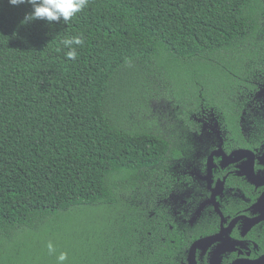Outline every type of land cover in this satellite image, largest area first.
<instances>
[{
	"label": "trees",
	"instance_id": "16d2710c",
	"mask_svg": "<svg viewBox=\"0 0 264 264\" xmlns=\"http://www.w3.org/2000/svg\"><path fill=\"white\" fill-rule=\"evenodd\" d=\"M30 11L0 0V264H56L32 233L70 212L127 213L179 158L192 112L213 109L239 142L264 123V0H89L68 22L24 23ZM116 219L121 234L97 227L64 264H164L124 261L136 244Z\"/></svg>",
	"mask_w": 264,
	"mask_h": 264
},
{
	"label": "flooded vegetation",
	"instance_id": "af4514ba",
	"mask_svg": "<svg viewBox=\"0 0 264 264\" xmlns=\"http://www.w3.org/2000/svg\"><path fill=\"white\" fill-rule=\"evenodd\" d=\"M189 119L193 124L182 126L188 140L164 167L163 179L152 175L147 189L136 191V204L127 213L119 208L120 221L132 224L128 241L136 244L119 248V256L164 264H264V123L242 126L239 142L213 109Z\"/></svg>",
	"mask_w": 264,
	"mask_h": 264
},
{
	"label": "rangeland",
	"instance_id": "374dc122",
	"mask_svg": "<svg viewBox=\"0 0 264 264\" xmlns=\"http://www.w3.org/2000/svg\"><path fill=\"white\" fill-rule=\"evenodd\" d=\"M124 103L129 108L132 107V98L128 97ZM117 215V213H104L102 211L86 214L70 212L61 219H55L37 232L32 233V239L33 241L43 239L42 242H51L56 249L54 256H57L60 252H65L67 253V259L72 258L74 254L77 256L81 253L79 244L81 243L80 241L86 239V236L89 238L94 237L99 235L101 231V237H104V240H113V238L117 237L119 231L121 234L125 225L117 219L115 221ZM83 227H87L89 230ZM97 227L100 231H98ZM82 229H85L88 233L85 234ZM20 244L22 248L26 245V242L20 241ZM35 257L33 253L29 256L33 261H35ZM33 261L29 262L32 263Z\"/></svg>",
	"mask_w": 264,
	"mask_h": 264
},
{
	"label": "clouds",
	"instance_id": "9594fccd",
	"mask_svg": "<svg viewBox=\"0 0 264 264\" xmlns=\"http://www.w3.org/2000/svg\"><path fill=\"white\" fill-rule=\"evenodd\" d=\"M9 4L18 6L27 3L31 6V11L24 17V23L34 20H43L48 23L70 21L77 13L85 9L89 5V0H8ZM83 43L82 39L74 36L70 39H65L62 44L68 49L66 56L75 60L77 52L74 47ZM48 252L54 254L56 249L51 242L46 245ZM67 260V253L60 252L56 256V264H64Z\"/></svg>",
	"mask_w": 264,
	"mask_h": 264
},
{
	"label": "water",
	"instance_id": "95a60500",
	"mask_svg": "<svg viewBox=\"0 0 264 264\" xmlns=\"http://www.w3.org/2000/svg\"><path fill=\"white\" fill-rule=\"evenodd\" d=\"M195 245H197V244H195ZM195 247V246H194ZM192 250H193V252H194V248H192ZM189 262H190V264H195L194 263V260H189Z\"/></svg>",
	"mask_w": 264,
	"mask_h": 264
}]
</instances>
